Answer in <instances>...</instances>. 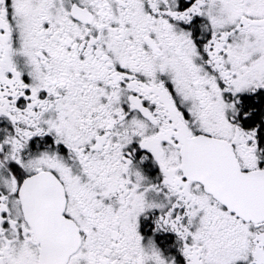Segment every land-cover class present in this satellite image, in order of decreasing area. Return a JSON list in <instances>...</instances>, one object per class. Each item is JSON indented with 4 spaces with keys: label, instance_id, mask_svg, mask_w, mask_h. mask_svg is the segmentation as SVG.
<instances>
[{
    "label": "snow or ice",
    "instance_id": "obj_1",
    "mask_svg": "<svg viewBox=\"0 0 264 264\" xmlns=\"http://www.w3.org/2000/svg\"><path fill=\"white\" fill-rule=\"evenodd\" d=\"M0 264H264V0H0Z\"/></svg>",
    "mask_w": 264,
    "mask_h": 264
}]
</instances>
